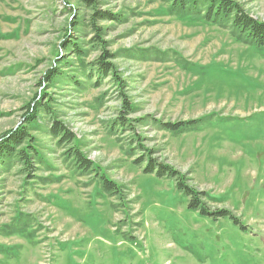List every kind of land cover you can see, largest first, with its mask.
Here are the masks:
<instances>
[{
	"label": "rangeland",
	"instance_id": "1",
	"mask_svg": "<svg viewBox=\"0 0 264 264\" xmlns=\"http://www.w3.org/2000/svg\"><path fill=\"white\" fill-rule=\"evenodd\" d=\"M91 1L0 0V149L25 133L0 156V264H264V47L171 0ZM239 1L264 21V0ZM104 51L116 72L99 71ZM153 159L232 216L190 209L144 172Z\"/></svg>",
	"mask_w": 264,
	"mask_h": 264
},
{
	"label": "trees",
	"instance_id": "2",
	"mask_svg": "<svg viewBox=\"0 0 264 264\" xmlns=\"http://www.w3.org/2000/svg\"><path fill=\"white\" fill-rule=\"evenodd\" d=\"M88 6H93L91 0H87ZM172 7L179 9L182 12H189L193 16H199L206 20L207 22L214 24L228 25L231 27L240 38L245 39L246 41L263 48L264 47V21L260 19H255L251 14L250 10L246 8L244 3L239 0H171ZM97 9V8H95ZM106 12L101 13L99 10H96L95 17L91 21V27L94 28L96 35V41L99 40L100 43L105 44L100 35L104 33V29L99 27L95 20L105 18ZM70 43L66 44V50L69 48ZM75 47L76 55H81L82 49H77L76 43H73ZM104 47V46H103ZM114 58L113 54L108 51H104L102 60H99V71L105 73L116 72L114 65L109 62H106L105 59ZM98 71V72H99ZM87 78L89 75H86ZM51 79V78H50ZM119 85L122 87V80H117ZM124 107L128 110H131V103H126L124 101ZM34 113V112H33ZM198 120L191 121H181L178 123H165L167 130L172 132H179L181 130L187 129L189 124H193ZM51 132L56 137H59V143L71 145L68 151L69 158H72L76 167L79 170L84 172H89L93 168V163L81 152V150L74 143L76 136L70 131L62 122L55 120L51 127ZM25 136L24 132L15 135L8 140V143L4 148L0 149L1 155H9L14 152L15 147L21 145L23 138ZM3 153V154H2ZM5 153V154H4ZM20 158L24 161L25 167L28 169L32 165L31 157L27 154V151H20ZM144 158L142 159V162ZM140 162V161H137ZM145 173L156 174L158 177H167L174 179L176 181L177 189L182 192L185 196L190 198L189 208L192 210H198L204 216H232L228 210L222 209L219 211H210L207 204V199L209 198V193L203 190H199L194 186V184L187 183L192 179L188 178V175L178 170L175 166L167 164L164 161L157 162L156 160L147 161L145 167ZM102 183L106 191L114 193L117 191L115 183L106 177H102Z\"/></svg>",
	"mask_w": 264,
	"mask_h": 264
},
{
	"label": "bare ground",
	"instance_id": "3",
	"mask_svg": "<svg viewBox=\"0 0 264 264\" xmlns=\"http://www.w3.org/2000/svg\"><path fill=\"white\" fill-rule=\"evenodd\" d=\"M21 246V245H20Z\"/></svg>",
	"mask_w": 264,
	"mask_h": 264
}]
</instances>
